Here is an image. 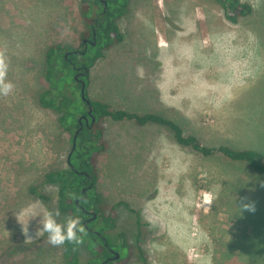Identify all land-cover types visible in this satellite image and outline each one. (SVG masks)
<instances>
[{
	"label": "rangeland",
	"instance_id": "374dc122",
	"mask_svg": "<svg viewBox=\"0 0 264 264\" xmlns=\"http://www.w3.org/2000/svg\"><path fill=\"white\" fill-rule=\"evenodd\" d=\"M118 26L122 41L90 69V99L173 119L205 146L264 153V0L235 24L213 0H129ZM83 29L79 0H0V53L15 85L0 96V264H66L47 236L25 244L16 215L30 204L57 209V186L43 177L66 167L71 134L38 103L48 88L42 55L52 43L78 47ZM102 125L107 148L96 189L117 205L112 238L125 234L132 248L125 264H143L137 245L147 264H264V176L221 153L181 146L155 123L105 117ZM67 216L75 215L60 212L58 220ZM80 257L86 264L84 244Z\"/></svg>",
	"mask_w": 264,
	"mask_h": 264
},
{
	"label": "trees",
	"instance_id": "16d2710c",
	"mask_svg": "<svg viewBox=\"0 0 264 264\" xmlns=\"http://www.w3.org/2000/svg\"><path fill=\"white\" fill-rule=\"evenodd\" d=\"M213 1L219 4L224 17L234 24L252 12L251 4L242 0ZM128 6L129 0H79V10L84 24V29L79 33V46L52 43L46 47L42 55L43 78L48 88L39 94L38 103L41 107L58 113L59 125L71 134L66 167L46 172L43 182L57 186V209L60 212L81 218L87 231L83 243L88 251L86 264L102 262L125 264L132 255V248L123 232L115 234L116 241L112 238L116 227L117 205H108L96 189L98 155L107 148V143L103 140L102 125L105 117L115 121L132 120L138 125L155 123L164 126L177 144L190 147L206 156L221 153L230 160L247 163L255 172L264 176V153L259 150L234 148L224 144L215 147L205 146L195 135L184 134L181 126L173 119L152 112L139 114L114 108L102 100L88 97L90 69L95 60L102 55L103 50L122 41L123 34L118 26V20L128 13ZM93 35L95 44L88 43L85 47L83 38L93 40ZM74 66L76 68H73ZM77 72H80L78 78L85 83L84 91L89 100L88 104L81 98V82L73 77ZM70 82L78 90L81 102L85 106L84 111L80 110L71 97ZM89 107L90 115L87 113ZM80 114L87 116V123L81 119ZM32 190L37 191V188L33 187ZM70 193L76 194L77 198H71ZM39 197L45 200L47 195L40 192ZM83 208L91 213L86 215ZM92 215H95V218L84 223V220ZM136 222L138 226L141 225L138 219ZM80 247L81 245L74 249L69 244L62 246V256L66 264L80 263ZM109 248L119 251V258L104 262L111 255ZM136 253L143 264H147L145 252L138 245Z\"/></svg>",
	"mask_w": 264,
	"mask_h": 264
},
{
	"label": "clouds",
	"instance_id": "9594fccd",
	"mask_svg": "<svg viewBox=\"0 0 264 264\" xmlns=\"http://www.w3.org/2000/svg\"><path fill=\"white\" fill-rule=\"evenodd\" d=\"M246 2V0H242ZM253 7L258 8L261 0H247ZM9 65L2 53H0V96L7 97L14 91L15 85L8 79ZM73 199L77 198L76 194L70 193ZM240 208L247 211H254V205L242 203ZM60 212L58 209L51 210L43 206L42 203L30 204L24 209L18 211L16 218L21 225V231L24 235V243L31 244L37 241V238L47 236L48 243L53 247H60L65 244L78 247L84 243L87 236L86 228L83 226L79 216H67L61 222L58 220ZM36 228L34 235L29 234V221L36 219Z\"/></svg>",
	"mask_w": 264,
	"mask_h": 264
},
{
	"label": "flooded vegetation",
	"instance_id": "af4514ba",
	"mask_svg": "<svg viewBox=\"0 0 264 264\" xmlns=\"http://www.w3.org/2000/svg\"><path fill=\"white\" fill-rule=\"evenodd\" d=\"M92 38H93V40L92 39H89V38H83V41H84V43H85V47H86V44H88V43H90V44H95V41H94V35L92 36ZM73 68H76L75 66L73 67ZM78 74H80V72H77L75 75H77V80L78 81H81L78 77H79V75ZM85 116V115H84ZM87 117V116H86ZM81 119H83V118H81ZM81 119H80V121H79V123H81ZM84 120V119H83ZM87 122H88V118H87ZM86 123V122H85ZM82 191H84V188H83V190ZM78 202V200H76V203ZM83 211L85 212V214L86 215H89L91 212L90 211H86L84 208H83ZM93 218H95L94 217V215H92V217H88V218H86L85 220H84V223H88V222H90V220L91 219H93ZM109 251H110V253H111V255L110 256H108L105 260H104V262L105 261H109V260H112V259H114V253H113V251L114 252H118L119 253V251H117V250H115V249H112V248H109ZM119 258V257H118ZM102 264H104L103 262H102Z\"/></svg>",
	"mask_w": 264,
	"mask_h": 264
},
{
	"label": "water",
	"instance_id": "95a60500",
	"mask_svg": "<svg viewBox=\"0 0 264 264\" xmlns=\"http://www.w3.org/2000/svg\"><path fill=\"white\" fill-rule=\"evenodd\" d=\"M105 4V3H104ZM74 78L75 79H77V75H75L74 76ZM81 82V85H82V87H81V89H80V92H81V98L88 104L89 103V100H88V98L86 97V95H85V91H84V87H85V83L83 82V81H80ZM91 111V107H89V109H88V111H87V113L90 115V112ZM81 118H83L84 119V121L87 123V117L86 116H82ZM92 120H93V118H92ZM79 121H80V118H79ZM75 139H76V133H75V135H74V138H73V145L75 144ZM68 157H69V155H68ZM94 217H95V215H94ZM113 253H114V259H117L118 257H119V253L118 252H114L113 251Z\"/></svg>",
	"mask_w": 264,
	"mask_h": 264
}]
</instances>
